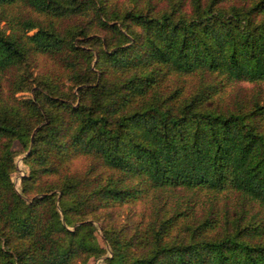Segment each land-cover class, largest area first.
I'll return each mask as SVG.
<instances>
[{"label":"trees","instance_id":"obj_1","mask_svg":"<svg viewBox=\"0 0 264 264\" xmlns=\"http://www.w3.org/2000/svg\"><path fill=\"white\" fill-rule=\"evenodd\" d=\"M90 260L264 264V0H0V264Z\"/></svg>","mask_w":264,"mask_h":264},{"label":"rangeland","instance_id":"obj_2","mask_svg":"<svg viewBox=\"0 0 264 264\" xmlns=\"http://www.w3.org/2000/svg\"><path fill=\"white\" fill-rule=\"evenodd\" d=\"M186 82L188 84L187 86H192V84L194 83V80H193V78H189ZM186 82H185V84H186ZM21 94H25V93H21ZM13 149L15 150L17 155L15 157L16 170L11 174V180L14 184V187L18 188L21 176L23 175L24 165L22 163V155L20 153L19 145L15 143L13 146ZM95 263H96V261H92V260H90L88 262V264H95Z\"/></svg>","mask_w":264,"mask_h":264}]
</instances>
